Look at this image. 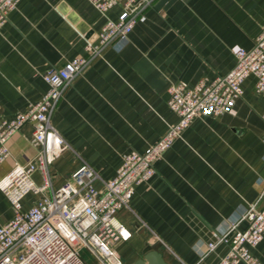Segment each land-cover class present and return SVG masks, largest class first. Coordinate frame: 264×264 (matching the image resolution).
<instances>
[{"label":"crops","instance_id":"crops-1","mask_svg":"<svg viewBox=\"0 0 264 264\" xmlns=\"http://www.w3.org/2000/svg\"><path fill=\"white\" fill-rule=\"evenodd\" d=\"M121 12V4L103 13L89 0H21L0 29V119L40 100L49 89L43 74L86 55L87 43ZM263 25L264 0H154L127 42L108 48L64 90L51 117L67 143L51 165L53 187L83 161L102 178L115 177L126 154L148 151L178 120L169 88L228 73L236 50L251 48ZM254 84L252 74L242 81L229 111L196 117L155 162L156 173L135 186L130 208L116 214L129 232L115 247L122 264H216L228 247L207 252L208 244L251 204L264 206V98ZM32 133L26 123L11 137L0 179L38 154ZM34 179L42 184V173ZM38 197L26 196L24 210ZM14 216L0 190V226ZM247 249L264 264V237Z\"/></svg>","mask_w":264,"mask_h":264},{"label":"built area","instance_id":"built-area-1","mask_svg":"<svg viewBox=\"0 0 264 264\" xmlns=\"http://www.w3.org/2000/svg\"><path fill=\"white\" fill-rule=\"evenodd\" d=\"M21 0H0V29L9 13ZM100 12L106 13L122 5L118 20H107L96 41H89L86 55L68 61L63 67H52L43 77L48 91L27 110L13 119H0V165L9 157V140L26 123H31V142L40 146L38 154L26 164L15 167L0 179V190L9 199L15 216L0 226V264H88L86 250L99 264H122L116 244L129 236L117 219V212L130 208L135 186L156 173L155 162L171 147L193 120L202 114L221 115L232 108L242 95V81L255 76L254 91L264 98V25L249 48H238L232 69L213 80L202 79L193 87L175 84L169 88L168 104L178 120L146 152L131 150L124 157L117 174L104 179L83 161L72 177L55 189L51 165L57 153L67 146L63 136L51 122L52 114L64 90L94 60L102 58L108 48H120L128 40L139 17L154 0H89ZM43 175L42 184L34 173ZM96 181L101 186L95 185ZM264 184V181H263ZM39 195L28 210L24 199ZM246 222L239 230L238 224ZM264 237V206L251 204L226 231L208 244V251L225 244L228 249L216 264H260L247 249Z\"/></svg>","mask_w":264,"mask_h":264},{"label":"water","instance_id":"water-1","mask_svg":"<svg viewBox=\"0 0 264 264\" xmlns=\"http://www.w3.org/2000/svg\"><path fill=\"white\" fill-rule=\"evenodd\" d=\"M69 17L73 22L79 24L80 29H82L83 31H87V25L81 20L79 16L71 12Z\"/></svg>","mask_w":264,"mask_h":264},{"label":"trees","instance_id":"trees-1","mask_svg":"<svg viewBox=\"0 0 264 264\" xmlns=\"http://www.w3.org/2000/svg\"><path fill=\"white\" fill-rule=\"evenodd\" d=\"M82 256L87 261L88 264H90V258H93V260H94V257L90 253H88L84 250L82 252Z\"/></svg>","mask_w":264,"mask_h":264}]
</instances>
